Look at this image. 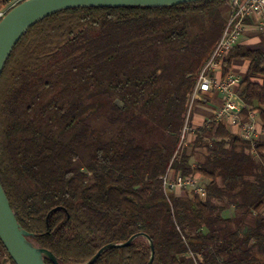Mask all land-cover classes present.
Here are the masks:
<instances>
[{"label": "trees", "instance_id": "1", "mask_svg": "<svg viewBox=\"0 0 264 264\" xmlns=\"http://www.w3.org/2000/svg\"><path fill=\"white\" fill-rule=\"evenodd\" d=\"M228 1L63 10L14 47L0 76V183L28 240L59 264L136 233L152 239V264H264V137L211 121L175 155ZM235 61L249 62L240 114L255 110L264 132V50L235 45L221 76ZM168 168L204 178L205 197L165 190ZM149 258L137 237L93 264ZM0 264H14L1 241Z\"/></svg>", "mask_w": 264, "mask_h": 264}, {"label": "water", "instance_id": "2", "mask_svg": "<svg viewBox=\"0 0 264 264\" xmlns=\"http://www.w3.org/2000/svg\"><path fill=\"white\" fill-rule=\"evenodd\" d=\"M205 0H23L11 8L0 20V76L6 62L23 35L39 21L74 8H118V7H171L184 3ZM117 106L121 102L115 101ZM30 234L21 228L10 206L9 200L0 183V241L14 264H45L47 258L52 264H59L56 257L48 250L35 246L28 240ZM137 237H144L150 246V258L154 259V244L145 233H136L126 242L112 243L102 247L84 264H93L107 249L124 247L131 244Z\"/></svg>", "mask_w": 264, "mask_h": 264}, {"label": "built area", "instance_id": "3", "mask_svg": "<svg viewBox=\"0 0 264 264\" xmlns=\"http://www.w3.org/2000/svg\"><path fill=\"white\" fill-rule=\"evenodd\" d=\"M22 0L8 1L0 4V20L6 13ZM230 13L226 20L219 40L216 42L208 59L198 72L195 85L189 99V109L185 122L181 129L179 143L175 155L188 143V138L193 136L195 128L190 123L191 107L203 93L219 92L223 102L211 121L224 123L229 126L240 128L241 135L247 140H255L256 126L255 114L250 112L247 119H243L237 104L234 101L235 89L241 78L238 75L228 73L221 76L222 62L228 52L238 43L245 30V22L250 18L255 19V26L264 34V0H230ZM206 124V123H205ZM174 155V157H175ZM172 169L168 168L163 176L165 190L190 189L193 195L205 197V188L198 184L194 177L172 176Z\"/></svg>", "mask_w": 264, "mask_h": 264}, {"label": "crops", "instance_id": "4", "mask_svg": "<svg viewBox=\"0 0 264 264\" xmlns=\"http://www.w3.org/2000/svg\"><path fill=\"white\" fill-rule=\"evenodd\" d=\"M245 26L246 28L242 32L237 44L258 47L264 50V34H262L259 30H257L255 26V19L250 18L246 20ZM248 64H249L248 61H235L232 66V71H231L232 74L238 75L240 76V78H242L247 70ZM234 101L237 104L241 112L243 103L240 101L236 93H235ZM222 102H223V97L221 93L219 92L203 93L201 97L195 102L196 104H200V106H198L197 108L195 107L197 109L196 111H201L203 112V114L196 113V112L193 114V112H191V115H190V119L192 116V119L190 120V122L192 123L194 128L202 126L207 122H211L217 110L222 105ZM250 112H253L255 114L254 122H255L256 132H257L255 139L263 138L264 132L261 130V124L258 118V113L255 110H252ZM228 129L233 133L241 134L240 128L236 126L228 125ZM191 139L192 137H189L188 142ZM171 175L175 176L176 174L174 171H172ZM179 190L180 189H177L176 191H179Z\"/></svg>", "mask_w": 264, "mask_h": 264}, {"label": "rangeland", "instance_id": "5", "mask_svg": "<svg viewBox=\"0 0 264 264\" xmlns=\"http://www.w3.org/2000/svg\"><path fill=\"white\" fill-rule=\"evenodd\" d=\"M8 1H14V0H8ZM7 1V2H8ZM227 10H226V12H225V14H224V18H225V20L227 19V17H228V14H229V9H230V4H229V1H228V3H227ZM230 73H232V72H230ZM198 75V74H197ZM197 78V77H196ZM116 100H118V99H116ZM115 100V101H116ZM114 101V102H115ZM119 101V100H118ZM120 102V101H119ZM188 103H189V101H188ZM108 106V105H107ZM188 106V105H187ZM198 106H200V104H196L195 102H194V104L192 105V109H191V111L193 112V114L196 112V113H200V114H203V112H201V111H196L197 109V107ZM196 107V108H195ZM105 109V108H104ZM188 109H189V106L187 107V111H188ZM107 109H105V111H106ZM191 119H192V116H191ZM190 119V120H191ZM191 123V122H190ZM197 182H198V184H200V185H203L204 183H205V179L204 178H202V177H199L198 179H197ZM183 190V189H182ZM186 190H188V191H190V189H186Z\"/></svg>", "mask_w": 264, "mask_h": 264}]
</instances>
